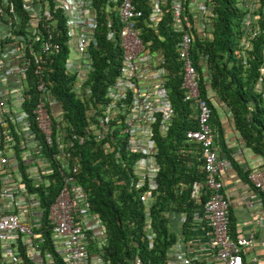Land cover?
I'll return each instance as SVG.
<instances>
[{
	"label": "built area",
	"instance_id": "built-area-1",
	"mask_svg": "<svg viewBox=\"0 0 264 264\" xmlns=\"http://www.w3.org/2000/svg\"><path fill=\"white\" fill-rule=\"evenodd\" d=\"M157 1L169 2L172 29L180 34L175 49L181 63L183 100L191 101L196 110V127L186 130L184 136L187 141L193 140L200 145L204 177L202 181L191 183L189 197L195 203H199L202 195L206 197L200 205L208 226L206 249L211 263L242 264L240 253L252 246L253 237L250 233L246 238L240 235L232 239L229 234L230 201L222 192L220 172H227L231 165L217 155L208 122L210 109L199 95L198 76L188 51L192 41L191 26L196 23L200 27L199 16H205L207 11L201 2L191 8L192 24L182 14L183 0H149V5L155 7ZM50 2L53 4L51 9ZM106 2L115 3L114 8L106 6L105 9H114L120 24L117 45L121 54L116 76L105 89L107 100L99 105L100 112H92L95 121L83 129V134L67 135L60 126L59 104L46 90L45 57L59 49L58 41L53 40L56 20L51 12L59 9L65 19L67 45L75 39L78 63L71 64L67 60L65 68L74 74V91L79 93L81 79L89 70L88 47L94 44L92 0H21L22 10L28 16L25 22L16 13L11 0H0V264H49V250L42 248L46 231L63 264H88V230L93 236V226L102 228V225L90 213L87 195L75 182L77 164L70 163L68 150L88 135H92L94 141H100L116 130L117 136L122 138L118 137L122 141L119 149L123 148L126 154H143L133 163L132 178L135 187H144L138 199L146 219L148 217L147 211L154 198L151 190L155 187L153 158L157 154L153 126L156 124L161 133L171 117L164 87L166 70L162 66V56L151 50L150 43L140 36L138 23L142 11L132 0ZM257 7L256 0L251 2L249 12ZM249 12L243 16L246 26L250 23ZM157 17L152 15L150 20ZM252 17L257 18L256 15ZM109 36L113 37L112 32ZM35 42H38L36 53L33 51ZM26 49L30 58L25 55ZM27 67L34 76L33 89L38 95L31 108L26 109L22 105L30 98ZM118 113L121 119L109 125ZM31 122L37 133L31 130ZM41 144L48 148L57 146L52 158L60 178L59 189L45 212L38 193L29 191L25 182L27 179L32 187L53 182L50 179L53 167L41 152ZM103 147L105 151L110 150L106 142ZM147 157L152 159V165L145 160ZM261 165L247 175L251 193L243 203L249 211L260 203L257 191L264 192V156ZM178 257L180 264H196L184 253Z\"/></svg>",
	"mask_w": 264,
	"mask_h": 264
},
{
	"label": "trees",
	"instance_id": "trees-1",
	"mask_svg": "<svg viewBox=\"0 0 264 264\" xmlns=\"http://www.w3.org/2000/svg\"><path fill=\"white\" fill-rule=\"evenodd\" d=\"M11 2L25 22L28 16L22 10L21 0ZM132 2L142 11L138 23L142 40L149 42L150 49L163 58L162 66L166 70L164 87L171 110L170 120L161 133L156 129V124L153 126L157 149L153 158L156 172L155 187L151 190L154 198L147 211V219L138 199L144 187H135L132 178L133 163L143 154H126L123 148L119 149V144H122L119 139L122 138L117 136L116 130L100 141H94L93 136L88 135L83 142L73 143L68 150L70 163L77 164L75 182L87 195L90 213L99 219L103 227L104 239L96 249L101 261L105 264H167V252L176 237L168 230L165 214L174 212L183 216L179 232L187 240L195 224L194 219L197 220L195 210L206 198L202 195L196 206L189 197L191 183L202 181L204 177L200 145L193 140L187 141L184 136L186 130L196 127V110L191 101L183 100L181 63L176 58L175 49L180 34L172 29L169 2L162 5L157 1L155 7L149 5V0ZM200 2L207 13L199 16L200 27L196 23L191 26L192 41L188 51L198 76L199 95L210 109L208 122L214 147L220 149L238 171L224 141L221 117L232 119L245 147L259 157L264 156V0H256L258 7L252 13L248 5L255 0H183L182 14L192 24L194 17L191 8ZM50 4L51 9L53 4ZM113 4L106 0H92L94 44L88 47L89 70L81 79L79 93L74 91V74L65 68L69 54L65 19L59 9L51 12L56 20L53 40L58 41L59 49L45 57L46 90L59 104L60 126L67 135L83 134V129L95 121L92 112H100L99 105L107 100L105 89L116 76L121 54L117 45L120 24L114 9H105L106 6L114 8ZM157 10L160 16L154 21L150 20ZM248 12L251 18L246 26L243 16ZM252 15L257 18L253 19ZM110 32L113 37L109 36ZM33 47L36 53L38 42ZM25 55L30 58L27 49ZM25 73L30 98L24 100L22 108L27 109L31 108L38 94L33 89L31 69L27 67ZM256 83L258 86H255ZM118 119H121L119 113L116 118L112 117L109 125H114ZM30 128L37 133L34 123L31 122ZM105 142L110 147L108 151L104 150ZM40 149L53 167L50 176L53 182L35 187L27 179L25 182L29 191L38 193L40 206L45 212L59 189L60 178L52 158L57 146L48 148L41 144ZM248 173L249 170L243 171L242 178L250 185ZM257 194L264 205V192L257 191ZM228 230L234 239L235 233L230 223ZM45 235L42 248L49 250L54 264H63L50 244L47 231ZM240 254L242 264H246V253L241 251Z\"/></svg>",
	"mask_w": 264,
	"mask_h": 264
},
{
	"label": "crops",
	"instance_id": "crops-1",
	"mask_svg": "<svg viewBox=\"0 0 264 264\" xmlns=\"http://www.w3.org/2000/svg\"><path fill=\"white\" fill-rule=\"evenodd\" d=\"M159 13L160 12H156L153 16L157 17ZM68 47L76 53L74 38L71 39ZM68 62L76 64L78 63V59L77 57H70L68 58ZM255 86H258V83H256ZM221 118L222 134L226 147L230 150V157L238 166V171L230 164L231 167L227 172H220L222 192L230 201L229 223L235 233L234 238L240 235L246 238L250 233L252 234V246L243 250V252L246 253V264H264V205L261 199H259L260 203H257L252 211L246 208L243 199L251 193V187L248 182L244 181L242 178L243 171L249 170L250 172L260 167L261 157L254 154L248 147L242 144L240 136L235 130L230 117L223 116ZM216 151L218 157L225 158L229 162L228 158L220 149L216 148ZM145 160L152 165L151 158L147 157ZM195 205L197 206L198 203ZM195 213H197V220L194 219L195 224L192 226L191 235L187 240L181 237L179 232L183 216L174 212L165 214L168 230L173 232L176 237L173 246L167 252V264H180L178 256L181 253L188 256L191 261L193 259L196 264H212L210 253L206 249L208 226L205 219L202 217V207L200 205L195 210ZM91 222L94 223L93 220H91ZM89 231L90 230H88L89 239L87 246L89 255L88 264H105L101 261L96 251L104 239L103 227L93 226V236H91ZM49 264H54L50 258Z\"/></svg>",
	"mask_w": 264,
	"mask_h": 264
},
{
	"label": "rangeland",
	"instance_id": "rangeland-1",
	"mask_svg": "<svg viewBox=\"0 0 264 264\" xmlns=\"http://www.w3.org/2000/svg\"><path fill=\"white\" fill-rule=\"evenodd\" d=\"M74 58V57H77V55H76V53H74L73 51H72V49H69V54H68V58Z\"/></svg>",
	"mask_w": 264,
	"mask_h": 264
}]
</instances>
